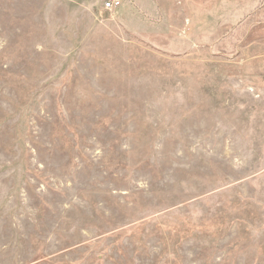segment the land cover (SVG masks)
Returning a JSON list of instances; mask_svg holds the SVG:
<instances>
[{"label":"rangeland","instance_id":"obj_1","mask_svg":"<svg viewBox=\"0 0 264 264\" xmlns=\"http://www.w3.org/2000/svg\"><path fill=\"white\" fill-rule=\"evenodd\" d=\"M0 0V264H264V0Z\"/></svg>","mask_w":264,"mask_h":264},{"label":"built area","instance_id":"obj_2","mask_svg":"<svg viewBox=\"0 0 264 264\" xmlns=\"http://www.w3.org/2000/svg\"><path fill=\"white\" fill-rule=\"evenodd\" d=\"M122 0H104L103 9L105 11H111L117 9L121 5Z\"/></svg>","mask_w":264,"mask_h":264}]
</instances>
